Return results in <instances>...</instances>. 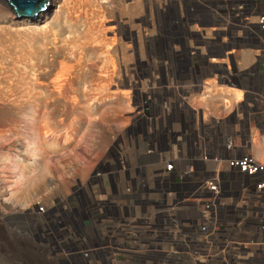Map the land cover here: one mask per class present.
I'll use <instances>...</instances> for the list:
<instances>
[{"label":"rangeland","instance_id":"1","mask_svg":"<svg viewBox=\"0 0 264 264\" xmlns=\"http://www.w3.org/2000/svg\"><path fill=\"white\" fill-rule=\"evenodd\" d=\"M245 1L92 0L99 16L80 15L73 7L60 16L52 9L40 19L38 14L17 17L12 7L0 16V264H156L167 259L153 256L151 238H139V224L147 221L139 217V190L133 183L139 164L156 163L140 152L152 128L165 127L161 106L192 69L206 83L189 104L212 113L227 102L234 106L233 92L202 66L228 64L231 72L233 63L238 73L254 67V53L243 46H230L228 60L206 51L221 31L231 32L228 24L244 27L236 10ZM101 21L103 26L95 27ZM114 62L116 75L101 79V67ZM36 93L46 100L33 114L29 104ZM113 95L116 99L109 101ZM256 106L257 116L263 115L264 96L257 97ZM27 128H32L28 141ZM261 132L257 144L251 142L258 160H264ZM104 169L123 176L106 181L117 217L100 214L97 220L94 197L104 189L93 177ZM123 181H130L126 202L120 196ZM39 207L42 216L36 213Z\"/></svg>","mask_w":264,"mask_h":264},{"label":"built area","instance_id":"2","mask_svg":"<svg viewBox=\"0 0 264 264\" xmlns=\"http://www.w3.org/2000/svg\"><path fill=\"white\" fill-rule=\"evenodd\" d=\"M238 5L242 21L237 23L244 27L238 30V25L228 24L231 32L225 40L211 41L206 51L228 60L230 46H243L254 53V67L240 77L233 63L226 74L221 71L228 64L204 62L202 69L213 70L222 87L241 90L242 84V99L217 113L192 106L193 92L206 83L192 69L161 106L159 119L165 127L154 123L148 146L140 152L156 161L148 167L139 164L133 183L139 190V217L147 221L139 224V238L153 240V256L167 257L156 264H264V160L256 159L251 147L256 125L264 130V117L259 115L256 121L254 108L257 97L264 96V0ZM195 69L200 72L201 67ZM99 172L93 179L104 191L94 197L99 203L94 218L110 213L117 217L112 210L117 211L118 205L109 201L106 181L123 176L122 172ZM127 182L123 181L120 193L123 202ZM43 212L36 208L38 215Z\"/></svg>","mask_w":264,"mask_h":264},{"label":"bare ground","instance_id":"3","mask_svg":"<svg viewBox=\"0 0 264 264\" xmlns=\"http://www.w3.org/2000/svg\"><path fill=\"white\" fill-rule=\"evenodd\" d=\"M92 1V0H91ZM91 1L90 0H55V1H51L50 2V0L47 2V4H46V6L43 8L42 7V11L41 12H39V13H37L38 15H39V17H38V19H40L41 17L43 18H45V17H47V15L50 13V11L52 10V9H56V16H60V14L61 13H63V12H67V11H69V10H71L72 11V7H73V9H80V15H88L89 16V14L90 15H93V16H99L100 15V13L99 12H97V11H95V10H93V6H92V4H91ZM137 1V3L139 2V0H136ZM96 4V3H95ZM47 6H49V8H48V10H45L46 9V7ZM9 7H11V5L8 3V2H6L5 0H0V16H2V15H4V14H6V13H8L7 12V10H9ZM95 8V7H94ZM95 9H97V8H95ZM103 13V12H102ZM55 14V13H54ZM78 15V14H77ZM238 16V15H237ZM99 18V17H98ZM24 19V18H23ZM28 20H31V19H28L27 18V21ZM101 20V19H100ZM31 21H33V19L31 20ZM136 21V20H135ZM102 22V21H101ZM101 22H98L96 25H95V27H100V25L101 26H103V22L101 23ZM2 23H4V19H1L0 20V28H2L1 27V24ZM3 26V25H2ZM8 27V26H7ZM3 29V28H2ZM6 28L4 27V30H5ZM129 31H128V35L130 36V39H131V41L133 40V42L134 43H136V34H135V32H134V30L133 29H128ZM219 34H221V35H217V37L216 38H218L217 39V41H215L216 43H218V44H221L220 43V41H224V39H222V38H220V36H223V35H227V32H225V31H221ZM211 42V41H210ZM210 42H206L207 44H210ZM106 47H108V46H106ZM226 47H228L227 45H226ZM246 48V47H245ZM232 53V52H231ZM105 55V54H104ZM212 56V55H211ZM212 61H214V60H212ZM228 63V62H227ZM102 66V65H101ZM214 68H216V66H214ZM218 68H220V67H217L216 69H218ZM229 69V67H228V65H226V66H224V68H223V70L221 71L222 73H225L226 74V72H227V70ZM245 70V69H244ZM249 71V70H248ZM241 72H243V71H241ZM241 72L240 73H238L237 72V74H236V76L237 77H240L242 74H241ZM116 73H117V69H116V64H115V62L112 64V66H106V65H104L103 67H101V69H100V72H99V74H100V78L101 79H103V80H109V79H111V77H113L114 75H116ZM218 82V81H217ZM236 82H237V79H236ZM239 82V81H238ZM219 84V83H218ZM109 86H110V84H109ZM121 87V85L119 84V85H117L115 88H116V90L118 91L119 90V88ZM238 87H240L241 88V90H239V89H237V88H235V87H231L230 89H233V90H230L229 88H227V89H229L231 92H233L232 94V96H233V98H234V100H236V101H240L241 99H242V94H243V87H242V84L241 85H238ZM102 90H109V87L107 86V87H102ZM228 91V90H227ZM230 91H228V92H230ZM227 93V92H226ZM228 94V93H227ZM36 95H37V97L36 98H34L33 99V102H31L30 104H29V106H30V109L33 111V114H36L37 112L36 111H38V110H42V108H43V102H45V95L44 94H42V93H36ZM111 95V94H110ZM222 96H223V94H222ZM223 98V97H222ZM233 98H231V99H233ZM109 99V101H111V100H113L114 101V99H116V96L115 95H113V97L112 98H108ZM108 99H107V101H108ZM101 102V101H100ZM103 102V101H102ZM125 103V102H124ZM227 103H229V102H227ZM225 104L223 107H226V106H228V104ZM33 104H34V107H33ZM256 103H255V106H254V108H255V111L257 112L258 110L256 109ZM221 109V108H220ZM27 110H29V109H27ZM213 110V109H212ZM39 111V112H40ZM227 111V110H226ZM34 112H36V113H34ZM214 113V112H213ZM217 113V112H216ZM22 114V113H21ZM31 115V117H34L35 118V116L34 115ZM259 115H261V113L260 114H258V116ZM26 116V115H25ZM263 117H264V113H263V115H262ZM30 116H28V118H29ZM256 117H257V115H256ZM26 119H27V117H26ZM31 119V118H30ZM21 121H23V120H21ZM9 122V121H8ZM30 122H32V120H30ZM160 122V121H159ZM17 124H18V122H17ZM41 126V125H40ZM32 130V128H27L26 130L28 131V133H25V140L26 141H28V140H30L31 138H32V136H31V132L29 133V130ZM8 132V131H7ZM1 133V132H0ZM3 133H5V132H3ZM260 133H263V132H260L259 130H253L252 131V134H251V139H252V141L254 142V144H257V134H260ZM26 134H27V137H26ZM25 141V142H26ZM13 144V143H12ZM14 146V145H13ZM16 146H19V145H16ZM23 148V147H22ZM256 155H257V157L258 158H260L261 156H262V151H260L259 149H258V146H257V152H256ZM264 158V157H263Z\"/></svg>","mask_w":264,"mask_h":264},{"label":"water","instance_id":"4","mask_svg":"<svg viewBox=\"0 0 264 264\" xmlns=\"http://www.w3.org/2000/svg\"><path fill=\"white\" fill-rule=\"evenodd\" d=\"M17 17L33 16L42 11L49 0H5Z\"/></svg>","mask_w":264,"mask_h":264},{"label":"crops","instance_id":"5","mask_svg":"<svg viewBox=\"0 0 264 264\" xmlns=\"http://www.w3.org/2000/svg\"><path fill=\"white\" fill-rule=\"evenodd\" d=\"M230 90H233V89H230Z\"/></svg>","mask_w":264,"mask_h":264}]
</instances>
